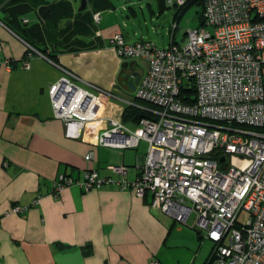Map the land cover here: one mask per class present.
<instances>
[{"label": "crops", "instance_id": "1", "mask_svg": "<svg viewBox=\"0 0 264 264\" xmlns=\"http://www.w3.org/2000/svg\"><path fill=\"white\" fill-rule=\"evenodd\" d=\"M86 4L80 11L78 0H0V264H207L214 247L206 249L204 234L152 208L150 196L117 185L89 192L72 186L51 196L62 174L82 179L95 170L118 179L110 167L120 164L134 182L147 154L101 147L88 130L68 138L55 116L50 89L66 72L80 77L81 87L116 97L104 96L105 118L122 119L123 101L134 98L120 96L134 93L122 74L132 61L120 59L111 44L116 34L128 44L145 40L129 37L128 22L116 17L117 9L134 16L132 0ZM159 5L167 8L163 0ZM23 37L42 52L29 69L22 67L29 52ZM15 205L28 209L7 215Z\"/></svg>", "mask_w": 264, "mask_h": 264}, {"label": "built area", "instance_id": "2", "mask_svg": "<svg viewBox=\"0 0 264 264\" xmlns=\"http://www.w3.org/2000/svg\"><path fill=\"white\" fill-rule=\"evenodd\" d=\"M187 1L170 4L180 8ZM203 6L204 26L190 30L183 46L128 44L122 34L111 39L120 59L146 63L135 97L154 108L149 111L157 120L142 119L133 129L122 119L105 118L104 96L116 97L95 85L81 87L74 73L51 87L55 116L68 138L88 130L104 148L148 144L134 182L120 164L110 167L118 179L95 170L82 179L62 174L51 196L72 186L85 192L106 185L131 189L140 198L150 196L152 208L178 223L188 225L193 217L196 230L214 243L207 264H264V0H204ZM94 19L100 22V14ZM28 47L24 69L40 54ZM192 86L195 102L182 101L183 89ZM123 102L134 105L133 99ZM27 209L15 205L7 215ZM243 210L250 214L245 225L238 222Z\"/></svg>", "mask_w": 264, "mask_h": 264}, {"label": "rangeland", "instance_id": "3", "mask_svg": "<svg viewBox=\"0 0 264 264\" xmlns=\"http://www.w3.org/2000/svg\"><path fill=\"white\" fill-rule=\"evenodd\" d=\"M163 1L166 3L167 8L162 10L159 5L161 0H132L135 11L134 16L130 11L124 12L117 9L116 17H118L120 23L123 21L128 22L129 27L126 26L123 28L129 37H132L134 40L144 38L145 41L148 40L155 43L160 49L170 47L173 40L176 44L183 46L187 39V33L190 30L200 28V16H202L204 12V6L193 5L182 12L181 17H175L178 8L170 4V0ZM82 2L83 0H78L79 8L82 6ZM120 5V2H117V8H119ZM128 13H130L129 15H131V17L127 19L125 16ZM175 25L177 26L176 29H174ZM139 66L145 68L146 63L139 61ZM135 92L132 94L121 92L122 94L120 96L130 99V97L136 96ZM147 146V143L142 142L138 151L145 152ZM229 160L230 158H228L227 161L229 162ZM249 219L250 214L247 211L243 210L240 212L238 216V222L240 224L245 225ZM177 224L189 229V227H193L194 220L192 217L188 225H183L178 222ZM206 244V249L209 248V250H211L214 247V243L209 240Z\"/></svg>", "mask_w": 264, "mask_h": 264}, {"label": "trees", "instance_id": "4", "mask_svg": "<svg viewBox=\"0 0 264 264\" xmlns=\"http://www.w3.org/2000/svg\"><path fill=\"white\" fill-rule=\"evenodd\" d=\"M203 2L204 0H188L184 6L180 8L177 7L178 12L175 15V17H178V16L181 17V13L186 11L187 8L193 5H203ZM23 38L25 42L28 43L29 46L39 51L35 43L32 40H30V38L28 37H23ZM172 44L178 45L174 42V40ZM195 96H196V90H195V87L192 86L191 88L183 89L180 97H181V100L184 102H195ZM133 104L134 105H126L124 108V113L122 115V121L125 125L134 127V126H137L142 119L157 120V116L152 111H149V109H154L152 106H149L143 103L136 97L133 98ZM140 106L147 108L148 110L141 109L139 108Z\"/></svg>", "mask_w": 264, "mask_h": 264}, {"label": "water", "instance_id": "5", "mask_svg": "<svg viewBox=\"0 0 264 264\" xmlns=\"http://www.w3.org/2000/svg\"><path fill=\"white\" fill-rule=\"evenodd\" d=\"M86 5H87L86 0H83L80 11L85 10ZM204 23H205L204 17L200 16V26H204ZM137 68H138V63L136 61H132L128 64L126 71L124 73H122L125 75L124 81L127 82L128 88L132 92L136 91L137 86L139 85V83L143 77V70L141 69V72L138 73V72H136L138 70ZM131 77L135 80H133V81L131 80L128 82V80ZM120 84H121V81H120ZM224 161H225V158L220 159V162H224Z\"/></svg>", "mask_w": 264, "mask_h": 264}, {"label": "flooded vegetation", "instance_id": "6", "mask_svg": "<svg viewBox=\"0 0 264 264\" xmlns=\"http://www.w3.org/2000/svg\"><path fill=\"white\" fill-rule=\"evenodd\" d=\"M136 72H138V71H136ZM138 73H139V72H138ZM129 80H130V81H131V80L133 81V80H135V79H133V78L131 77Z\"/></svg>", "mask_w": 264, "mask_h": 264}]
</instances>
